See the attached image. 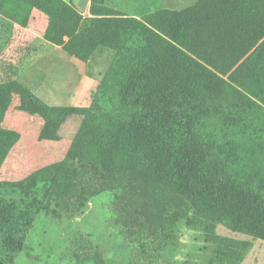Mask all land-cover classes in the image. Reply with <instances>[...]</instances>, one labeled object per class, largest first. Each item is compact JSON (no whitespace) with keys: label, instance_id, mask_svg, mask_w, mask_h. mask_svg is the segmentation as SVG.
<instances>
[{"label":"trees","instance_id":"16d2710c","mask_svg":"<svg viewBox=\"0 0 264 264\" xmlns=\"http://www.w3.org/2000/svg\"><path fill=\"white\" fill-rule=\"evenodd\" d=\"M8 2L47 17L48 43L107 65L89 107L51 106L12 75L0 81V172L21 138L3 125L14 97L43 122L41 159L0 182V211L3 202L33 208L42 200L39 209L59 216L111 194L113 221L139 260L172 244L184 221L213 245L206 264H241L249 243L215 227L264 241V40L224 79L137 18L169 2L91 0L86 20L75 0H0V9ZM73 117L77 132L62 139ZM19 238L14 227L0 264H15L19 250L10 244ZM87 248L71 251L74 264H109L98 247Z\"/></svg>","mask_w":264,"mask_h":264},{"label":"rangeland","instance_id":"374dc122","mask_svg":"<svg viewBox=\"0 0 264 264\" xmlns=\"http://www.w3.org/2000/svg\"><path fill=\"white\" fill-rule=\"evenodd\" d=\"M9 4L10 2L6 3L3 10L0 9V13H8V19L0 15V81L7 80L12 75L22 82L21 77L30 73L33 81L41 86L40 90L36 89L35 95L46 104L89 107L95 86L86 85V72H90L88 64L56 50L50 53L52 58L48 61L37 59L20 69L22 65L16 60L21 52L17 50L21 46L24 48L25 44L19 39V34L22 33H18L17 26L28 27L27 19H31L33 13L38 24L41 23V17L44 20L46 18L36 14L41 12L21 5L17 7L15 2L12 3V8ZM130 9L131 7L127 11ZM183 11L180 13H190V9ZM19 23L23 24L19 26ZM18 107L19 100L14 97L3 120L4 127L18 132L21 138L18 147L13 150L0 172V182L16 178L19 165L24 164L30 169L29 162L32 157L35 158L32 162L36 164V159H41L39 156L43 153L38 140L42 119L24 113ZM79 124L78 117L68 119L59 131L60 137L65 140L73 138ZM18 148L23 151L21 156L18 155ZM26 204L22 203V207L12 203L1 204L0 247L14 227H18L20 231V243L10 244L19 250L15 264H74L71 251L81 244L90 246L87 251L94 246L98 247L109 264H131L137 260L138 264H206L214 248L205 242L200 227H192L180 221L176 225L172 244L153 254L147 261L144 257L139 260L125 231L113 221L111 194L93 198L81 212H63L59 216L39 209L42 200H37L33 208H27ZM11 208L18 210L12 213ZM215 228L218 235L249 243L251 248L241 264H264V241L230 232L221 225H216Z\"/></svg>","mask_w":264,"mask_h":264},{"label":"crops","instance_id":"0c3cea01","mask_svg":"<svg viewBox=\"0 0 264 264\" xmlns=\"http://www.w3.org/2000/svg\"><path fill=\"white\" fill-rule=\"evenodd\" d=\"M160 1L169 2L171 6L137 18L224 79L264 40V0H181L187 5L182 10L176 6L180 0ZM90 2L75 0L82 20L91 18L88 14ZM185 9H190V13H183ZM44 18L41 17L38 24L33 13L28 27L17 26L18 33H22L19 39L25 44V50L22 46L17 50L21 56L13 59L22 65L20 69L37 59L48 61L52 51H63L43 39L42 32L47 24V17ZM103 59L97 56L83 63L88 64L90 70L86 72V85L95 86L94 92L106 69ZM21 78L22 83L37 95L36 89L40 90L41 86L33 81L32 75L28 73Z\"/></svg>","mask_w":264,"mask_h":264}]
</instances>
